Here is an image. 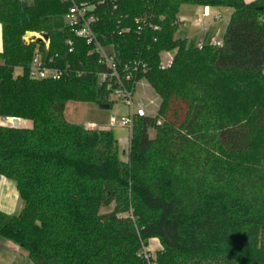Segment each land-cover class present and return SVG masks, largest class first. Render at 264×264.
I'll use <instances>...</instances> for the list:
<instances>
[{
    "label": "trees",
    "instance_id": "trees-1",
    "mask_svg": "<svg viewBox=\"0 0 264 264\" xmlns=\"http://www.w3.org/2000/svg\"><path fill=\"white\" fill-rule=\"evenodd\" d=\"M115 4L100 32L162 100L161 124H134L128 162L113 131L66 119L70 102L111 105L97 77L106 68L66 24L68 6L0 0V117L33 124L0 126V175L23 202L14 216L0 211V238L33 264H264V0ZM185 4L232 9L221 47L175 37ZM26 32L48 34L49 53L81 76L31 79L42 44H26ZM162 52L174 53L165 70ZM206 114L213 124L200 134Z\"/></svg>",
    "mask_w": 264,
    "mask_h": 264
},
{
    "label": "built area",
    "instance_id": "built-area-1",
    "mask_svg": "<svg viewBox=\"0 0 264 264\" xmlns=\"http://www.w3.org/2000/svg\"><path fill=\"white\" fill-rule=\"evenodd\" d=\"M68 6L65 22L74 34L75 38L82 40L90 51L89 56L98 58L99 64L106 68L105 72L97 75L98 84L106 87L111 94L117 93L123 104L128 108V114L120 122V126L129 132V141L132 137L134 124L140 118L158 119L161 124L159 111L162 100L155 92L151 84L144 77H138L139 63H122L119 59L116 46L108 40L107 36L100 32L102 27L101 15L104 9L114 6L116 9L117 0H61ZM210 15L204 12L196 21V26L202 28L205 33V19ZM214 22L223 21L220 15L213 17ZM46 33H28L24 37L26 44L40 41L42 46L37 49L28 69V76L39 81H61L70 75L81 76L82 73L73 72L71 67H64L59 63V56L50 54L51 40L45 39ZM121 34V32H119ZM215 47L223 45V39L211 42ZM70 52L73 50V41H67ZM205 40L197 42V48L203 49ZM174 63L173 52H162L160 68H170ZM18 72L23 73L22 69ZM111 96V95H110ZM110 99V98H109ZM3 121L13 126L14 118H3ZM87 129L95 130L96 126L91 125ZM119 143L121 142L118 140Z\"/></svg>",
    "mask_w": 264,
    "mask_h": 264
},
{
    "label": "rangeland",
    "instance_id": "rangeland-1",
    "mask_svg": "<svg viewBox=\"0 0 264 264\" xmlns=\"http://www.w3.org/2000/svg\"><path fill=\"white\" fill-rule=\"evenodd\" d=\"M213 12L221 15L224 21V26L228 24L232 15V9L229 8H217ZM202 13L203 10L200 9V7L188 4L182 5L178 16L179 27L175 37L177 39H185L186 37H189V40L191 41V35L198 33L202 34V28L194 24L197 21V16L201 17ZM28 33L32 34V32H26L25 36H27ZM202 36L203 35H201V37ZM16 73L19 74L20 72L17 71ZM117 95V93L111 94L109 99L111 105L109 109H101L99 106L94 104L70 102L67 104L65 116L66 119L73 124L82 125L86 128L94 125L97 129H108L113 131L115 137L121 141L119 143L120 158L121 160L128 162L130 147L129 132L126 128L120 126V122L128 114L129 110ZM208 117V114L202 117L201 124L204 126L200 129V134H202L206 128L208 130L210 124H213L211 121L212 119L210 120ZM150 136L151 138H155L156 132L151 131ZM113 210L114 206H110L102 208L100 212L101 214H107ZM160 246L159 241L157 239H153L150 241L147 250H149L152 255H155L157 251L161 249Z\"/></svg>",
    "mask_w": 264,
    "mask_h": 264
},
{
    "label": "crops",
    "instance_id": "crops-1",
    "mask_svg": "<svg viewBox=\"0 0 264 264\" xmlns=\"http://www.w3.org/2000/svg\"><path fill=\"white\" fill-rule=\"evenodd\" d=\"M253 1L255 0H245L246 3H251ZM200 9L203 10V13L207 12L210 15L204 21L207 32L205 33L203 31L202 34L198 33L191 35V41L189 40V37H186L185 39H188L189 42H194V43L203 41L205 39L208 41L210 38L212 42L221 40L225 33L226 26H224V21L219 23L214 22L213 17L215 15H220L218 13L213 12L217 8L200 7ZM198 18L199 16H197V19ZM194 24L196 25V22ZM201 35L203 36L201 37ZM2 51H3V27L0 22V53ZM0 126L13 127L12 125L4 122L2 117H0ZM19 127L25 129H31L33 127V124L30 121H25L20 119ZM22 209H23V202L20 199L16 183L0 175V211L7 216H14L20 213ZM0 264H33V263L29 260L27 253L24 250H22L19 246L0 238Z\"/></svg>",
    "mask_w": 264,
    "mask_h": 264
},
{
    "label": "water",
    "instance_id": "water-1",
    "mask_svg": "<svg viewBox=\"0 0 264 264\" xmlns=\"http://www.w3.org/2000/svg\"><path fill=\"white\" fill-rule=\"evenodd\" d=\"M44 38L45 39H48L49 38L48 34H44ZM99 107L101 109H109L110 108V105L109 104H107V105H101ZM19 125H20V119H14L13 127L14 128H18Z\"/></svg>",
    "mask_w": 264,
    "mask_h": 264
}]
</instances>
